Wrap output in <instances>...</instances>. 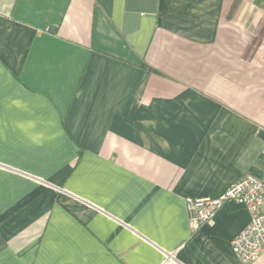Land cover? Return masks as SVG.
<instances>
[{
  "label": "crops",
  "instance_id": "0c3cea01",
  "mask_svg": "<svg viewBox=\"0 0 264 264\" xmlns=\"http://www.w3.org/2000/svg\"><path fill=\"white\" fill-rule=\"evenodd\" d=\"M261 130L264 0H0V264H242Z\"/></svg>",
  "mask_w": 264,
  "mask_h": 264
},
{
  "label": "built area",
  "instance_id": "2783aa9c",
  "mask_svg": "<svg viewBox=\"0 0 264 264\" xmlns=\"http://www.w3.org/2000/svg\"><path fill=\"white\" fill-rule=\"evenodd\" d=\"M229 202L243 206L250 214L249 224L235 237L232 248L242 264H252L264 253V177L246 176L216 198L188 199L191 227L197 230L210 222Z\"/></svg>",
  "mask_w": 264,
  "mask_h": 264
},
{
  "label": "water",
  "instance_id": "95a60500",
  "mask_svg": "<svg viewBox=\"0 0 264 264\" xmlns=\"http://www.w3.org/2000/svg\"><path fill=\"white\" fill-rule=\"evenodd\" d=\"M259 137L264 140V130L259 132Z\"/></svg>",
  "mask_w": 264,
  "mask_h": 264
}]
</instances>
